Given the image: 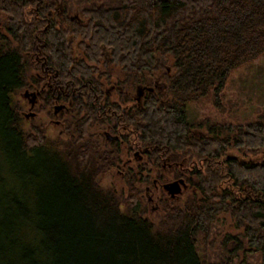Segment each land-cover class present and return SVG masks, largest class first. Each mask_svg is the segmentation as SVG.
Segmentation results:
<instances>
[{
  "label": "trees",
  "instance_id": "obj_1",
  "mask_svg": "<svg viewBox=\"0 0 264 264\" xmlns=\"http://www.w3.org/2000/svg\"><path fill=\"white\" fill-rule=\"evenodd\" d=\"M78 5L0 0V264H232L240 252L264 264V125L214 123L199 134L187 119L188 104L218 97L232 72L264 55V0ZM156 82L163 93L135 99ZM27 92L52 118L57 97L68 106V139L24 130L16 97ZM96 128L117 138L101 142ZM115 169L127 199L100 183ZM170 180L187 190L154 223L134 186ZM222 214L243 233L226 239L230 260L207 262L198 239Z\"/></svg>",
  "mask_w": 264,
  "mask_h": 264
},
{
  "label": "rangeland",
  "instance_id": "obj_2",
  "mask_svg": "<svg viewBox=\"0 0 264 264\" xmlns=\"http://www.w3.org/2000/svg\"><path fill=\"white\" fill-rule=\"evenodd\" d=\"M73 7V12L79 8V0H69ZM4 17L0 14V22ZM113 75L121 76L120 69H115ZM33 94L30 92L19 94L16 100L20 101L23 106L22 117L26 120L23 124L24 130L32 133L33 125L42 127L50 138H57L59 135L62 139L69 138L68 131L63 127V115L56 117L48 115L47 111L41 110L43 103H33ZM136 95V94H135ZM31 113H34L31 116ZM29 116L30 118H27ZM54 116V115H53ZM187 119L193 125H201L196 127L195 131L204 134L209 131V125L218 123L222 125H248L250 123L260 122L264 125V55L258 60L247 63L238 70L232 72L227 80L225 88L217 97L214 93L201 99L197 103L187 105ZM207 123V124H206ZM93 132L103 134V130L96 128ZM99 141H104L102 138ZM229 155L241 159L242 161H260L261 157H248L244 159L237 152H229ZM129 157V158H128ZM130 160V162H129ZM137 158L124 155L122 161L127 163L131 169L136 168ZM171 165V163H167ZM126 166V167H127ZM211 168L213 166H210ZM120 172V171H119ZM117 169L104 174L100 177V183L103 187H115L118 191L126 192L124 199L132 194L126 189V181L124 176ZM156 172V171H154ZM149 173L154 178L155 173ZM146 176V173H145ZM175 180H170L166 184ZM136 189H139V197L147 207V217L154 223H158L164 217L163 206L165 200L171 199L166 190L159 189L155 186L142 184L139 186L136 182ZM187 187L181 186V193L176 195L175 200L182 197ZM138 196V194H137ZM126 201V200H125ZM243 233L242 229L235 227V221L229 214L220 215L206 237L204 234L199 237V253L207 260V262L224 263L232 258L228 254V250L232 249V244L226 243L228 237H240ZM232 264H261L259 255L240 252L237 258L232 259Z\"/></svg>",
  "mask_w": 264,
  "mask_h": 264
},
{
  "label": "flooded vegetation",
  "instance_id": "obj_3",
  "mask_svg": "<svg viewBox=\"0 0 264 264\" xmlns=\"http://www.w3.org/2000/svg\"><path fill=\"white\" fill-rule=\"evenodd\" d=\"M41 73H43V74H39L38 78H39L40 81H42L43 87L44 88H49L50 90H54V92H55L56 89H53L55 87H54V85H53V83L51 81L52 79L50 78V75H49L51 73V71L48 70L45 67H42V72ZM115 88H116V85L114 84V85L111 86L110 90H114ZM154 91L158 92V93H163L164 85L160 84L159 82H156L155 84H153V86L151 84H146L143 87L138 88V90L135 93L136 95L134 94V97H135V99L137 101H140L142 96H144V94L146 92H154ZM58 99H59V97H57V101L55 102V105H54V108H53L54 117L58 116L59 114L70 113L69 110H68V106L65 103H63V102L58 101ZM34 102L38 103V99L35 98L33 103ZM33 115H34V113H31V116H33ZM27 118H30V117L27 116ZM100 135H101V138L104 139V141L106 140L108 142L109 141H113L114 139L117 138L114 135H112L111 132H109V131H103V134H100ZM102 135H103V137H102ZM135 155H137V154H135ZM129 162H130V160H129ZM167 163L168 162H166V161L164 162V166H163L164 168H166L167 166L171 167V165H169ZM124 165L127 166V163H125ZM165 165H167V166H165ZM175 181H179V180H175ZM165 185H166V183L161 185V184H158L156 181L154 182V186L156 187V189L157 188H159V189L162 188L163 190H165L164 189ZM167 194L171 197V195L168 192H167Z\"/></svg>",
  "mask_w": 264,
  "mask_h": 264
},
{
  "label": "water",
  "instance_id": "obj_4",
  "mask_svg": "<svg viewBox=\"0 0 264 264\" xmlns=\"http://www.w3.org/2000/svg\"><path fill=\"white\" fill-rule=\"evenodd\" d=\"M181 186H186L184 180L174 181L164 186V189L171 195L172 198H175L176 195L181 193Z\"/></svg>",
  "mask_w": 264,
  "mask_h": 264
}]
</instances>
